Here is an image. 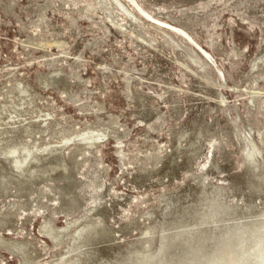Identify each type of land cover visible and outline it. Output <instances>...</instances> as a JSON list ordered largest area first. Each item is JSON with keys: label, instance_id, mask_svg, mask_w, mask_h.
<instances>
[{"label": "rangeland", "instance_id": "rangeland-1", "mask_svg": "<svg viewBox=\"0 0 264 264\" xmlns=\"http://www.w3.org/2000/svg\"><path fill=\"white\" fill-rule=\"evenodd\" d=\"M0 264H264V0H0Z\"/></svg>", "mask_w": 264, "mask_h": 264}]
</instances>
